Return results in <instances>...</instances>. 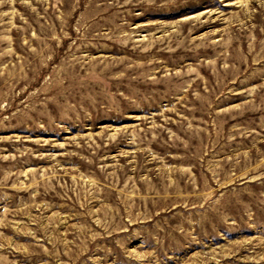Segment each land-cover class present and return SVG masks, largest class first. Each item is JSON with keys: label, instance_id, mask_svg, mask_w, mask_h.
Instances as JSON below:
<instances>
[{"label": "rangeland", "instance_id": "374dc122", "mask_svg": "<svg viewBox=\"0 0 264 264\" xmlns=\"http://www.w3.org/2000/svg\"><path fill=\"white\" fill-rule=\"evenodd\" d=\"M0 264H264V0H0Z\"/></svg>", "mask_w": 264, "mask_h": 264}]
</instances>
